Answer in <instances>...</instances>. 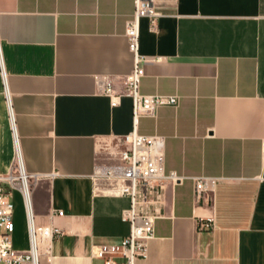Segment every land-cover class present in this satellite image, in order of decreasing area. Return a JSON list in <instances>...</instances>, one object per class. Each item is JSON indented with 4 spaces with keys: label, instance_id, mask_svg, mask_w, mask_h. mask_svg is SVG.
Returning <instances> with one entry per match:
<instances>
[{
    "label": "crops",
    "instance_id": "crops-1",
    "mask_svg": "<svg viewBox=\"0 0 264 264\" xmlns=\"http://www.w3.org/2000/svg\"><path fill=\"white\" fill-rule=\"evenodd\" d=\"M156 29L141 20L140 91L178 96L140 118L138 132L165 138L167 181L153 198L155 236L136 264H264V0H154ZM135 0H0V176L19 150L32 180L41 264H104L92 246L130 233L97 171L120 162L134 129L123 92L134 57L126 37ZM212 180L195 200L194 178ZM17 249L30 246L15 192ZM63 211L64 215H59ZM215 227L197 229L199 219Z\"/></svg>",
    "mask_w": 264,
    "mask_h": 264
},
{
    "label": "built area",
    "instance_id": "built-area-1",
    "mask_svg": "<svg viewBox=\"0 0 264 264\" xmlns=\"http://www.w3.org/2000/svg\"><path fill=\"white\" fill-rule=\"evenodd\" d=\"M161 13L155 9L154 0H135L133 18L127 24L126 37L134 57L132 72L126 77L123 92L117 94L113 84L100 81L102 94L115 99L126 96L132 99L134 129L128 135L127 146L119 154L120 162L97 171L96 177L114 195L128 196L132 206L122 213L123 221L130 224V233L120 244H101L92 246V256L104 264H136L148 253V243L155 236L156 210L153 198L160 194L165 183H182L184 176L176 172H165V138L160 135H142L138 132L141 117L155 116L161 106H177L178 96L146 95L140 86L144 76L145 57L140 52L141 20L149 19L152 29H156ZM264 150V145H263ZM32 180L24 167L19 150L15 163L6 176H0V264H41V257L49 249V240L63 234L57 227H38L32 202ZM212 180L204 177L194 178L195 200L200 202L211 190ZM21 193L28 222L30 246L20 250L14 246L15 201L14 193ZM64 215L63 211H58ZM212 218L199 219L197 229H213Z\"/></svg>",
    "mask_w": 264,
    "mask_h": 264
}]
</instances>
